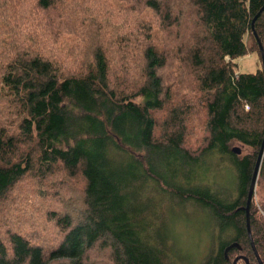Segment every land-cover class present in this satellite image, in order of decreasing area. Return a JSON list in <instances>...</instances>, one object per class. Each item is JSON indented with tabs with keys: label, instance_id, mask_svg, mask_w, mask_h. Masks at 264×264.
Wrapping results in <instances>:
<instances>
[{
	"label": "trees",
	"instance_id": "trees-1",
	"mask_svg": "<svg viewBox=\"0 0 264 264\" xmlns=\"http://www.w3.org/2000/svg\"><path fill=\"white\" fill-rule=\"evenodd\" d=\"M66 1L57 2L61 15L74 10ZM134 1L153 11L168 46L145 44L134 78L98 37L88 64L61 34L52 49L65 61L47 55L37 33L30 51L21 43L25 23L8 16L16 34L5 45L0 33V204L36 164L42 177L79 176L84 208L77 218L53 213L62 235L48 251L11 233L0 264H94L95 249L114 264H192L181 258L175 226L194 208L210 230L199 264H229L236 254L254 261L244 208L264 136V74L251 23L264 0H184L185 9ZM254 32L264 52V11ZM153 36L151 25L143 39ZM126 38L115 44L121 59L134 51ZM252 53L261 69L237 70ZM256 185H264V155ZM249 228L263 261L264 203L258 215L251 202ZM233 243L239 249L226 260Z\"/></svg>",
	"mask_w": 264,
	"mask_h": 264
},
{
	"label": "rangeland",
	"instance_id": "rangeland-1",
	"mask_svg": "<svg viewBox=\"0 0 264 264\" xmlns=\"http://www.w3.org/2000/svg\"><path fill=\"white\" fill-rule=\"evenodd\" d=\"M183 1L177 3L175 0L174 6L178 5L185 9ZM48 2L52 3L44 9L39 6V0H0V33L6 32L3 43L9 44L10 32L16 34L8 21V16H16L25 23L20 34L23 45L34 51L36 33L40 34L41 41L43 38L45 41L42 42V48L57 62L66 60L59 49H56L57 53L52 49L57 34H61L68 44L78 48L81 62L88 61L92 54L89 47L93 39L98 37L101 38V43H104L105 47L118 58L117 61L122 66L125 64L133 72L132 78L140 75L143 70L141 50L145 44L154 45L158 50L163 51L168 48L166 30L159 31L160 25L156 15L134 0H67L65 3L73 6L74 10L66 15H61L58 0H48ZM171 7L176 12L172 4ZM151 25L153 42L143 39V34L147 30L150 31ZM121 37L124 41L126 37L135 40L132 42L133 53L125 59L120 58V52L115 46ZM131 56L135 58L131 59ZM77 59L80 61L78 56ZM237 63L239 66L237 70L240 72L255 73L257 69H261L256 53L240 58ZM74 69L70 66L68 71L72 72ZM162 73L165 79L169 75L167 69ZM158 116L163 117V114L160 113ZM197 116L202 117L201 114ZM36 169L35 164L31 174L24 177V181L6 195L7 201L11 200V202L0 204V242L6 248L9 247L8 236L13 232H19L26 239L31 240L32 244L40 245L43 250L48 251L60 242L62 235L52 221L53 215L56 212H64L77 218L78 213L83 211L82 182L79 176L69 179L57 170L42 177ZM263 203L264 185H255L252 204L258 215ZM203 219L204 216L198 209H188L186 217L175 226L181 258L189 262L191 260L192 264H199L210 248L208 243L210 230ZM213 246L216 247L215 244ZM90 255L94 264H114L107 252L95 249ZM236 256L234 255L233 258ZM48 264H63V262Z\"/></svg>",
	"mask_w": 264,
	"mask_h": 264
},
{
	"label": "water",
	"instance_id": "water-1",
	"mask_svg": "<svg viewBox=\"0 0 264 264\" xmlns=\"http://www.w3.org/2000/svg\"><path fill=\"white\" fill-rule=\"evenodd\" d=\"M263 11H264V5L261 7L259 12L253 17L252 23H251V29H252L253 35H254L257 43H258V48H259V53H260L261 63H262V71H263V74H264V52H263L262 45H261L256 33L254 32V22L257 20V18L260 16V14ZM232 152L237 154V155L240 153V151L238 149H236V148L232 149ZM263 155H264V136H263L262 143L260 145V148H259V151H258V154H257V158H256V162H255V165H254V169H253V173H252V177H251V181H250V186H249V190H248L246 206L244 208V210H245V218H246V229H247L248 237H251L250 228H249V208H250L251 202L253 200L254 189H255L257 178H258V172H259V168H260V164H261ZM233 248L234 249H239V245L237 243H233V244L227 246L225 248L224 252H223L224 256L226 257V254L228 253V251H230ZM253 251L255 253V257H256L258 263L262 264L260 262L258 256H257L254 248H253ZM239 260H243L245 262L247 261L242 256H238V257L234 258V260L232 261V264H235Z\"/></svg>",
	"mask_w": 264,
	"mask_h": 264
},
{
	"label": "flooded vegetation",
	"instance_id": "flooded-vegetation-1",
	"mask_svg": "<svg viewBox=\"0 0 264 264\" xmlns=\"http://www.w3.org/2000/svg\"><path fill=\"white\" fill-rule=\"evenodd\" d=\"M248 238H249V237H248ZM249 241H250V246H251V249H252V253H253V255H254V261L250 260V258L247 257L246 255H239V254H236V255H237L236 257H238V256H244V257H246V258H247V261L245 262V261L239 260V261L236 262L235 264H259L258 261H257V259H256V257H255V253H254V251H253V248H254V247H252L253 244L251 243L253 240H251V239L249 238ZM254 250H255V249H254ZM255 252H256V250H255ZM256 254H257V256H258V253H257V252H256ZM236 257H235V258H236ZM258 258H259L260 262H261L262 264H264V259H263V261H262V260L260 259L259 256H258ZM225 259H226V260L228 259L227 254H226ZM233 260H234V258L231 260V263H230V261H229V264H232V261H233Z\"/></svg>",
	"mask_w": 264,
	"mask_h": 264
},
{
	"label": "bare ground",
	"instance_id": "bare-ground-1",
	"mask_svg": "<svg viewBox=\"0 0 264 264\" xmlns=\"http://www.w3.org/2000/svg\"><path fill=\"white\" fill-rule=\"evenodd\" d=\"M251 239V237H249ZM252 243V242H251ZM246 259V258H245ZM247 260V259H246ZM243 261V260H242Z\"/></svg>",
	"mask_w": 264,
	"mask_h": 264
}]
</instances>
